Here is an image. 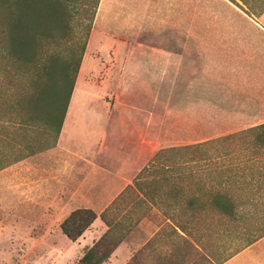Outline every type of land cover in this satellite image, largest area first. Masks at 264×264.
<instances>
[{"label":"rangeland","instance_id":"rangeland-1","mask_svg":"<svg viewBox=\"0 0 264 264\" xmlns=\"http://www.w3.org/2000/svg\"><path fill=\"white\" fill-rule=\"evenodd\" d=\"M80 2L87 4L80 9ZM91 2H20L25 5L18 10L20 17L30 24L21 28L25 39L16 53L7 39L10 27L1 20L0 264H77L88 249L56 233L64 214L76 209L68 207V199L59 207L34 200L45 196L36 174L39 162L47 165L37 155L57 139L50 87L64 91V67L77 61L89 22L67 107L116 109L123 120L129 108L144 110L150 157L163 149L211 141L196 152L155 159L150 168L160 174L141 176L137 186L111 205L107 218L121 221L125 236L103 264H129L148 242L139 264H204V257L217 261L232 256L264 231V150H254L255 134L244 132L264 123L263 3L251 2L254 15L248 16L228 0H99L91 21L85 12ZM3 13L0 7V18ZM143 61L151 65L146 78L136 67ZM229 135L231 139L223 138ZM193 159L205 171L201 181L186 187L181 199L166 197L167 187L158 183L162 166ZM20 160L29 161L22 195L35 207L16 203L21 185L15 163ZM223 166L237 177L229 179ZM202 187L230 196L239 209L236 218H223L211 209L199 214L198 204L190 208L191 199L205 201ZM171 202H178L176 209L169 207ZM193 217L207 227L203 237L193 233L187 243L178 244L167 235L156 240L158 232L169 228L166 218L185 222Z\"/></svg>","mask_w":264,"mask_h":264},{"label":"crops","instance_id":"crops-1","mask_svg":"<svg viewBox=\"0 0 264 264\" xmlns=\"http://www.w3.org/2000/svg\"><path fill=\"white\" fill-rule=\"evenodd\" d=\"M150 66L143 61L141 67H136L141 76L146 78L151 73ZM111 70L114 71V67ZM129 110H132L131 113L123 120L115 114L116 109H97L87 105L76 109L70 105L66 109L55 144L37 155L38 161L45 159L47 166L39 162L36 174L35 166L30 162V174L32 177L36 174L38 190L45 194L44 201H34L59 207L65 205L68 199V207H76L64 214L57 227V234L66 238L60 224L74 210L90 209L97 215L91 226L75 242L66 238L81 249L91 247L107 231L100 214L122 193L134 187L138 174L152 158L145 147V129L149 117L138 107ZM76 111L80 112L77 116L73 114ZM259 125H249L248 129ZM144 159H148L146 164ZM26 162L29 161L20 160L15 163L16 170H20L16 172V178L21 185V195L17 196L16 203L20 207L29 204L35 207L37 205L28 203L31 201L22 195ZM261 260H264V237L223 264H261Z\"/></svg>","mask_w":264,"mask_h":264},{"label":"trees","instance_id":"trees-1","mask_svg":"<svg viewBox=\"0 0 264 264\" xmlns=\"http://www.w3.org/2000/svg\"><path fill=\"white\" fill-rule=\"evenodd\" d=\"M25 0H0V7L4 10L3 17L0 18L3 19V23H7L10 27V33L7 35V39L10 40L13 44H17L14 46L12 43V52L16 53L20 48V41L25 39V35L22 32L23 28L26 30L27 25L30 24V21L26 23V21H23L20 17L21 11H18L21 7L25 8V5L20 6V2ZM69 1V0H68ZM86 1V0H84ZM91 4H89V7L85 9V12L89 13V19L92 21L93 17L95 15L96 8L98 6L99 0H91ZM234 5H236L241 11H243L248 16H253L254 13L252 12V4L251 2H262L263 3V11H264V0H228ZM87 3L80 2L79 7L82 9V7L86 6ZM53 7H49V9H52ZM28 9V7H27ZM24 10V9H23ZM17 11L19 13H17ZM91 24L92 22L86 23L85 25V38L83 45L81 47L80 54L77 57V61H75L74 64H69L64 67L63 73H64V79H65V89L62 91H59V89H55V86L52 85L50 89L54 90L53 92V113H52V119L51 123L56 128V138L58 137V134L60 132V129L62 127V123L64 120V115L69 103V99L73 90V85L75 82V76L78 71L84 49L86 44V39L88 38L89 32L91 30ZM2 29L0 28V34L2 33ZM26 33V31H25ZM245 133H252L255 134V143L256 147L254 150L260 151L258 148H262L264 150V124H261L259 126L247 129L244 131ZM231 135L223 138H229ZM213 142V141H212ZM211 141H206L203 143L190 145V146H182V147H172L168 149H163L158 151L153 155L151 160L148 162V164L140 171L138 174L134 184L139 183L141 176L143 175H153V174H160L157 170L151 169V165L154 164L155 159L162 158L164 155L168 154H180L185 152H196L198 149L207 146ZM261 150V151H262ZM162 165V164H161ZM162 168V179L159 180V185H164L167 188L164 189L163 187V194L166 197H171L172 195L175 196L174 198L181 199L183 198V190L186 189L188 186H192L194 184H198L201 180L199 178L200 173L205 171H200L199 165L192 160V162L189 164L187 162H177L175 161L173 166L163 165ZM224 172H226L229 179H231L233 176L235 177L236 172H231V167H222ZM171 173L173 175H171ZM209 175V174H208ZM237 177V176H236ZM233 179V178H232ZM201 190L204 191L206 195L205 201H199L198 197L195 199H191L188 202V205L190 208H194L197 204L198 208L196 211L199 214H202L205 212V210H213L216 214L223 218H229V219H235L237 214L239 213L238 207L234 204V202L231 200L230 196L226 195L223 192H214L211 189L201 188ZM139 193V191H138ZM122 193L113 203L115 204L117 200L123 195ZM142 202V201H141ZM139 202V203H141ZM178 202L170 203L169 207H172V209H176ZM142 204V203H141ZM145 204V203H143ZM196 206V207H197ZM111 209V205L106 208L101 214L100 219L103 221V223L107 226V231L97 240L91 247H89L86 251H84L82 257L79 259L77 264H103L106 262L111 254L114 252V250L119 246V244L124 240L125 231H122V223L121 221L111 222L107 218L108 212ZM97 218V215L90 209H77L72 211L60 224V229L64 236L70 240L71 242H75L83 233L85 230H87L91 224L94 222V220ZM166 222L169 225V228L167 231L158 232L156 234V237L160 240L164 235L172 238L171 241L174 244H178L181 241L183 243H187L186 239L191 236L193 233H195L196 236H199L200 238L203 237L205 228L207 227H201V224H197V220L194 219V217L190 220H187L185 222L177 221L173 219L166 218ZM124 230V228H123ZM121 232V233H120ZM123 232V233H122ZM200 233V234H199ZM264 236V231L260 233L259 235H253L248 239L246 242V247H249L253 243H255L257 240L262 238ZM171 242V243H172ZM149 242L145 244L136 255H134L129 262V264H139V258L147 248ZM243 248V249H244ZM241 249V250H243ZM240 250V251H241ZM240 251H237L232 254V256L236 255ZM231 255H223L221 256L217 261L209 260L208 257H204V264H223L228 259L232 257Z\"/></svg>","mask_w":264,"mask_h":264}]
</instances>
